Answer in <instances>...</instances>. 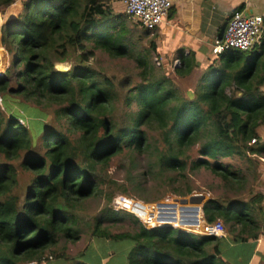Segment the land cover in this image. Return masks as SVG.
<instances>
[{
	"label": "trees",
	"instance_id": "trees-1",
	"mask_svg": "<svg viewBox=\"0 0 264 264\" xmlns=\"http://www.w3.org/2000/svg\"><path fill=\"white\" fill-rule=\"evenodd\" d=\"M110 5L0 0V46L8 56L0 73V264L67 259L66 242L83 233L85 200L103 194L108 202L117 189L156 201L164 183L185 196L197 187L189 174L201 169L223 191L202 201L205 220L220 221L235 242L264 238V193L247 195L259 179L255 157H264V142L250 143L264 123V28L258 46L224 49L206 65L199 52L182 49L166 73L153 62L150 30L112 15ZM97 51L128 59L136 72L115 82L89 64ZM68 60L67 69L56 68ZM47 107L52 115L43 125L36 115ZM233 156L241 163L223 161ZM117 158L121 177L103 190L102 172ZM156 183L155 196L142 194ZM120 211L131 215L127 231L101 226L123 220L108 207L90 232L126 240L127 264H230L221 256L223 238L146 226ZM83 256L73 264H88Z\"/></svg>",
	"mask_w": 264,
	"mask_h": 264
},
{
	"label": "rangeland",
	"instance_id": "rangeland-1",
	"mask_svg": "<svg viewBox=\"0 0 264 264\" xmlns=\"http://www.w3.org/2000/svg\"><path fill=\"white\" fill-rule=\"evenodd\" d=\"M110 12L112 15L124 13L123 12V6L119 1H112L110 5ZM128 24L134 25L136 24L137 20L134 18H127ZM3 23V20L1 19L0 25ZM137 25V24H136ZM139 27V26H138ZM140 28V27H139ZM148 39H154L156 38V30L150 31V33L147 36ZM156 41V40H155ZM146 41H144L145 43ZM157 51V50H156ZM155 57H157L159 63H156ZM214 57L213 55L210 56ZM209 58V59H210ZM7 59L8 56L4 51L2 50L0 46V73L3 72L4 67L7 65ZM153 62L156 66L160 65L163 67V71L166 73H170L171 68L173 67V62L170 63V59L167 60L162 57L160 54L154 53L152 56ZM173 61V60H172ZM70 60L65 62H56L57 67L60 69H67L69 67ZM89 64H91L94 68L101 70L102 72L106 73L109 77L114 79L115 82H118L123 78V74L126 72L135 73L136 71L132 67L131 61L128 59L118 58V59H112L107 54L97 51L95 55L90 57L88 59ZM130 70V71H129ZM232 91V87L227 89V92ZM46 112H45V111ZM38 110L39 113L36 115L37 120H39L43 125L47 124V122L51 119V113L52 111L51 107H47L46 109ZM258 141V140H256ZM256 158V171L258 173V182L252 184L251 190L247 193V195L254 194L255 192H263L264 193V162L260 158ZM123 158H117L115 161L111 162L110 165L102 172V175L105 177L106 183L103 186V190H106L109 186L110 188H115L117 186V181L121 177V171L115 173L114 165L120 162H122ZM223 161L225 162H232L235 165H238L241 163V159L237 156L233 157H226L223 158ZM191 178L193 179V182L197 185L196 189L193 190L191 194L185 195V196H179L171 193L167 188L165 187L166 184L164 183L165 193L162 194L155 202L149 201L143 203L141 202L143 198L139 197L138 199H134L131 196L126 195L124 192L121 193V191L114 189L112 197L117 193L119 194L115 200V205L120 206L125 209H129L128 206L136 207L135 212H133V216H135V219H140L141 221H145L147 225L151 224H159L164 221L170 220V216L173 214V209L175 207H178L180 211H185L183 206H187L188 203H197L201 207L202 201L210 197L211 195H220L223 191L221 188L217 186L218 178L214 177L209 171L206 170H199L194 171L189 174ZM115 180V183H112V181ZM147 185V184H146ZM148 188V187H147ZM147 188L142 189V194L144 196L153 197L156 195L157 192L161 191V186L159 183H156L151 189L147 190ZM139 194V193H138ZM121 196V198H120ZM111 197V198H112ZM198 199V202L196 201ZM110 201L107 202L105 196L99 195V197L90 198L85 200L81 204V225L83 229V233L81 236V239L75 242H66V249L63 253L65 255L69 256L67 259L63 258H55V257H49L45 264H73L72 258L78 257L83 254L86 247L83 245L86 243V241H90L92 238L95 241V236H91V228L94 224L95 218L101 216L104 214V212L107 210L108 207H110ZM200 202V203H199ZM141 203V205L135 206L136 204ZM149 203V204H146ZM264 204V201L261 202ZM112 204V203H111ZM193 205V204H192ZM130 210V209H129ZM116 217H121L123 220L116 221L113 223H108L106 220H104L101 224V226H106L108 230L111 232H120V231H127V223L132 220L131 215L122 211L115 213ZM134 219V218H133ZM137 219V220H138ZM205 220V217H204ZM206 221V220H205ZM135 222V221H134ZM137 223V222H136ZM224 226V224H223ZM220 238H228L231 239L232 236L229 232H227L225 226L222 229V232L219 235H216ZM232 240V239H231ZM63 243L59 244L61 246ZM58 246V245H57ZM59 246L56 248L59 250ZM260 250H264V246L260 248ZM227 252V251H225ZM47 255H50L47 253Z\"/></svg>",
	"mask_w": 264,
	"mask_h": 264
},
{
	"label": "crops",
	"instance_id": "crops-1",
	"mask_svg": "<svg viewBox=\"0 0 264 264\" xmlns=\"http://www.w3.org/2000/svg\"><path fill=\"white\" fill-rule=\"evenodd\" d=\"M236 8L247 14L264 15V0H172L168 14L155 28L158 54L167 60L173 58L174 62L180 50H195L200 53L202 63L208 64L213 58L210 56L215 55L210 44L220 31H224L228 17ZM2 16L0 12V21ZM262 90L264 92V84ZM257 132L258 142H264V123ZM259 158L264 162V157ZM94 239L83 244L86 247L83 258L88 264H127L126 240ZM262 246L264 238L249 243L224 238L221 256L230 264H264Z\"/></svg>",
	"mask_w": 264,
	"mask_h": 264
},
{
	"label": "built area",
	"instance_id": "built-area-1",
	"mask_svg": "<svg viewBox=\"0 0 264 264\" xmlns=\"http://www.w3.org/2000/svg\"><path fill=\"white\" fill-rule=\"evenodd\" d=\"M123 6V12L129 18H134L137 23L147 30H155V28L163 21L168 14L172 0H118ZM264 26V15L254 13H244L240 10L233 11L228 17L225 29L220 36H215L211 42V51L213 53L221 52L227 48H238L247 50L261 43V35ZM156 63H159L155 57ZM178 62V58L174 59L173 64ZM256 142V138L250 139V143ZM119 194H115L111 201L110 207L115 211H128L133 214L137 211L132 209H125L115 205V200ZM121 198V196H120ZM142 202V200H141ZM112 203V204H111ZM145 204V202H143ZM149 204V203H146ZM141 205V203L135 206ZM185 211H180L175 207L170 216V220L156 224L157 226L163 224H170L181 230H186L193 233L202 235H219L222 232L223 226L220 221L207 222L199 205L187 204L183 206ZM146 226H155V224Z\"/></svg>",
	"mask_w": 264,
	"mask_h": 264
},
{
	"label": "water",
	"instance_id": "water-1",
	"mask_svg": "<svg viewBox=\"0 0 264 264\" xmlns=\"http://www.w3.org/2000/svg\"><path fill=\"white\" fill-rule=\"evenodd\" d=\"M56 64H57V63H55L56 68L60 69L59 67H57ZM65 69H66V68H65ZM65 69H62V70H65ZM196 201L198 202V199H196Z\"/></svg>",
	"mask_w": 264,
	"mask_h": 264
}]
</instances>
